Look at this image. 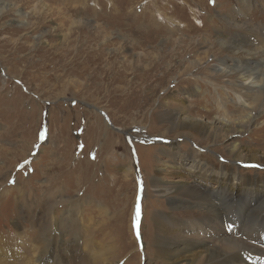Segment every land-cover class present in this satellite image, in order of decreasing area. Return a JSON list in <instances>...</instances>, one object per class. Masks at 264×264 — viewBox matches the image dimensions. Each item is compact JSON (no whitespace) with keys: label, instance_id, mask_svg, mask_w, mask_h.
Instances as JSON below:
<instances>
[{"label":"rangeland","instance_id":"374dc122","mask_svg":"<svg viewBox=\"0 0 264 264\" xmlns=\"http://www.w3.org/2000/svg\"><path fill=\"white\" fill-rule=\"evenodd\" d=\"M0 15V264H160L171 240L228 250L223 219L192 197L215 181L183 166L191 147L232 167L234 141L264 153L252 130L264 102L241 135L220 126L211 143L196 129L243 112L237 78L216 69L236 56L230 41L264 50V0H0ZM181 113L176 127L168 116ZM238 167L264 177V165ZM162 183L179 199L157 193ZM246 188L234 186L238 207Z\"/></svg>","mask_w":264,"mask_h":264},{"label":"bare ground","instance_id":"6f19581e","mask_svg":"<svg viewBox=\"0 0 264 264\" xmlns=\"http://www.w3.org/2000/svg\"><path fill=\"white\" fill-rule=\"evenodd\" d=\"M230 42L226 46L231 48V51H233L236 56L231 57V64H222L216 70L228 76L234 74L235 78H237L231 85L235 92L237 91L240 93V95L238 94L236 96V103L243 112L233 121V125L231 124V120L224 115L223 117H217L215 123L196 127L197 130L204 132L207 138L212 139L211 143H215L218 128L220 126L229 128V134H232V136H238L244 133L247 127L256 123L254 107L264 102V50L258 49L255 51L247 47L250 44L245 45L236 42H231L233 44H230ZM235 45L236 47H233ZM249 60L254 61L250 62ZM262 64L263 67L260 66ZM182 114L183 113L175 114L174 116L169 115L168 119L175 118V120H173L174 125L176 127H183V123L188 118L182 116ZM230 124L232 126H230ZM257 127L258 123L252 130H255V132L264 130V125ZM191 150L194 155L192 157L195 159H191L190 163H186L188 167L186 165L183 166L187 168L186 174L191 176L194 174L199 176L202 175L204 178L206 177L215 181L216 184V186L206 194L197 195L194 193L191 195L192 197L196 196L199 203L202 205L197 207L201 208L203 212L209 216L211 223L219 222L218 219H223L220 221L221 223L219 224L220 226L217 229L216 235L221 236L219 243L223 242V245L229 247L228 250L220 252L216 249H208V246L205 247L202 243L181 246V242L171 240L157 247L156 251L159 263L197 264L198 257H200L198 253L200 251H205L206 256L204 260L207 264H264V246L263 248L261 246L264 242V232L261 233L262 230H264V177L258 180L247 179L240 174V167H238L247 164L264 165V153L259 154L256 148L244 145L243 142L234 141L228 150V153H230L235 161V165H237L232 167L218 161L215 163L205 162L199 158L198 155L200 154L196 149L191 147ZM170 156L175 157L176 154L173 153ZM179 156L181 159L185 155ZM181 164L184 163L181 161L176 167H180ZM241 183L246 187L248 186V188H246L247 196H245L243 203L238 207L239 204L235 205L233 189L234 186L237 188V185H241ZM154 190L162 196H173L172 194L180 193L177 183L174 188L169 187L166 183L155 184ZM173 198L179 199L178 196H173L172 199ZM260 198L262 200L259 204L254 205V199L259 200ZM181 201L182 204L180 207L188 210L189 206L185 204L184 200ZM231 217L232 224L244 226L241 231V236L239 237V242H237V239H233L226 235L225 232L228 229L222 226L228 224ZM204 232L207 234L209 231L205 229ZM49 248L51 247L47 246L44 251H48Z\"/></svg>","mask_w":264,"mask_h":264},{"label":"snow or ice","instance_id":"6c2138e0","mask_svg":"<svg viewBox=\"0 0 264 264\" xmlns=\"http://www.w3.org/2000/svg\"><path fill=\"white\" fill-rule=\"evenodd\" d=\"M139 218H140V209L139 206H137V213H136V222H137V226L139 224Z\"/></svg>","mask_w":264,"mask_h":264}]
</instances>
